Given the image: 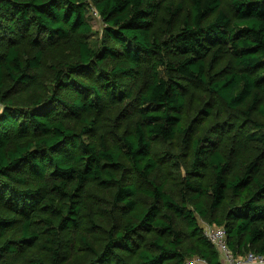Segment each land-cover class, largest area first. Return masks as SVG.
Wrapping results in <instances>:
<instances>
[{"label":"trees","instance_id":"16d2710c","mask_svg":"<svg viewBox=\"0 0 264 264\" xmlns=\"http://www.w3.org/2000/svg\"><path fill=\"white\" fill-rule=\"evenodd\" d=\"M0 103V264L264 255V0H1Z\"/></svg>","mask_w":264,"mask_h":264},{"label":"built area","instance_id":"2783aa9c","mask_svg":"<svg viewBox=\"0 0 264 264\" xmlns=\"http://www.w3.org/2000/svg\"><path fill=\"white\" fill-rule=\"evenodd\" d=\"M1 1V0H0ZM2 104L0 103V110ZM202 225L203 235L213 244L220 254L221 261L223 264H246L249 262L253 264H264V255H259L250 252L245 259L240 255H236L230 249L227 241V233L224 227L209 224L204 222Z\"/></svg>","mask_w":264,"mask_h":264},{"label":"rangeland","instance_id":"374dc122","mask_svg":"<svg viewBox=\"0 0 264 264\" xmlns=\"http://www.w3.org/2000/svg\"><path fill=\"white\" fill-rule=\"evenodd\" d=\"M91 15V22L93 25V33L91 34V38H90V42H94L95 39L99 38L102 35V32L104 31V23L101 21L100 18H98L94 13H90ZM201 226L204 225L203 221H200ZM250 252H248L247 254L244 255H240L242 257H244L245 259H247L246 257L249 255ZM187 264H203L202 261H200V259L198 258H193L192 260H189ZM246 264H253L251 262H248Z\"/></svg>","mask_w":264,"mask_h":264}]
</instances>
